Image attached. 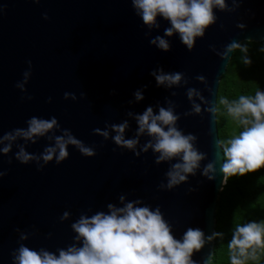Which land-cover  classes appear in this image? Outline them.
<instances>
[{
	"label": "water",
	"instance_id": "obj_1",
	"mask_svg": "<svg viewBox=\"0 0 264 264\" xmlns=\"http://www.w3.org/2000/svg\"><path fill=\"white\" fill-rule=\"evenodd\" d=\"M213 13L214 22L189 47L179 33L166 35L171 23L163 17L145 24L133 0H0V264H18L22 246L57 257L83 247L73 225L127 203L158 209L177 240L199 229L204 243L190 258L211 264L227 178L220 84L233 45L264 42V0H225ZM158 37L167 50L153 43ZM161 72L181 80L159 84ZM148 108L171 109L174 126L195 138L203 156L171 187L168 174L182 160H160L149 146L155 139L139 132L137 117ZM34 117L57 124L31 139L17 135ZM125 122L124 139L136 140L134 148L114 139V126ZM68 134L93 155L69 144L64 160L45 162L47 149ZM21 150L33 158L22 162ZM209 164L213 170L205 174Z\"/></svg>",
	"mask_w": 264,
	"mask_h": 264
},
{
	"label": "clouds",
	"instance_id": "obj_2",
	"mask_svg": "<svg viewBox=\"0 0 264 264\" xmlns=\"http://www.w3.org/2000/svg\"><path fill=\"white\" fill-rule=\"evenodd\" d=\"M133 5L149 26L156 24L158 16L170 21L171 27L166 29V35L179 33L182 41L191 47L195 37L202 36L205 28L214 22L213 7L223 8L225 0H133ZM153 43H158L164 50L169 47L163 38L158 37ZM156 79L159 84L167 82L171 85L178 83L181 75L161 72ZM136 97L138 100L143 99L140 92L136 93ZM223 102L228 104L227 100ZM196 110L199 111L198 106ZM228 112L239 118V123L245 127L229 140L221 141L226 158L222 171L232 175L261 167L264 165V92L257 91L253 98L240 96L238 101L228 104ZM176 119L173 111L165 108H161L159 114H154L152 108H148L137 117L139 132L142 134L147 131L155 139V143L149 146L160 153V160L177 156L182 160L168 174L169 187L185 180L184 173H192L203 159L202 154L193 147L195 138L183 135L174 126ZM56 124L54 118L49 121L34 117L29 121L28 130H18L17 135L31 139L45 134ZM114 128L117 144L135 147L136 140L124 139L126 122ZM103 135L107 136L108 133ZM5 139L15 137L8 135ZM69 144L79 147L85 155H93L92 149L84 147L68 134L67 139L57 137L56 146L47 149L43 155L44 161H51L54 157L57 162L64 160L68 156ZM9 150L10 146L3 149L5 153ZM18 158L27 163L33 157L21 150ZM212 170L213 165L209 164L205 174ZM109 208V213L81 217L73 225L79 238L83 239V247L61 250L57 257L47 251L38 253L22 246L17 256L18 264H193L191 253L204 243L203 233L199 229H189L182 241L175 239L158 209L152 211L146 206L137 207L134 203H127L122 208L110 205ZM254 245H264V224H237L229 244L233 252L232 264H243L240 257L246 258L248 250ZM252 254H255L254 248Z\"/></svg>",
	"mask_w": 264,
	"mask_h": 264
},
{
	"label": "trees",
	"instance_id": "obj_3",
	"mask_svg": "<svg viewBox=\"0 0 264 264\" xmlns=\"http://www.w3.org/2000/svg\"><path fill=\"white\" fill-rule=\"evenodd\" d=\"M257 91L264 92V42L245 41L235 50L221 80L217 107L220 141L229 140L245 127L239 123V118L228 112V104L238 101L242 95L253 98ZM225 100L228 104L223 102ZM235 123L238 128L233 130ZM250 222L264 224V165L227 175L219 197L211 264H232L229 244L236 226ZM253 248L248 250L246 258L240 257L243 264H264V245Z\"/></svg>",
	"mask_w": 264,
	"mask_h": 264
},
{
	"label": "rangeland",
	"instance_id": "obj_4",
	"mask_svg": "<svg viewBox=\"0 0 264 264\" xmlns=\"http://www.w3.org/2000/svg\"><path fill=\"white\" fill-rule=\"evenodd\" d=\"M237 125H238L237 123H235V124L233 125V130H236V129L238 128Z\"/></svg>",
	"mask_w": 264,
	"mask_h": 264
}]
</instances>
